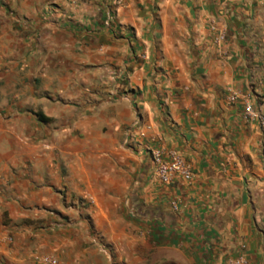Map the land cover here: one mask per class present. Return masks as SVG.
I'll return each instance as SVG.
<instances>
[{
	"label": "crops",
	"instance_id": "1",
	"mask_svg": "<svg viewBox=\"0 0 264 264\" xmlns=\"http://www.w3.org/2000/svg\"><path fill=\"white\" fill-rule=\"evenodd\" d=\"M123 1L0 0V264H33L23 221L102 168L140 177L142 264H264V123L243 111L264 122V0ZM152 151L192 181L160 184Z\"/></svg>",
	"mask_w": 264,
	"mask_h": 264
},
{
	"label": "rangeland",
	"instance_id": "2",
	"mask_svg": "<svg viewBox=\"0 0 264 264\" xmlns=\"http://www.w3.org/2000/svg\"><path fill=\"white\" fill-rule=\"evenodd\" d=\"M102 171L106 182L100 188L90 183L80 191L54 189L57 205L34 208V217L21 224L32 233L31 252L24 263L79 264L89 253H95L103 264H142L153 257L146 249L157 243L147 240L151 236L148 225L126 203L140 177Z\"/></svg>",
	"mask_w": 264,
	"mask_h": 264
},
{
	"label": "built area",
	"instance_id": "3",
	"mask_svg": "<svg viewBox=\"0 0 264 264\" xmlns=\"http://www.w3.org/2000/svg\"><path fill=\"white\" fill-rule=\"evenodd\" d=\"M117 7H120L122 0H115ZM225 36L218 35L217 42L224 43ZM244 115L248 120L263 124L261 121V115L259 111L254 110L251 104H245ZM264 129V125H262ZM151 161L153 165V174L156 180L163 185H169L173 181L179 179L183 182L192 181L193 174L189 165L176 153H169L166 159L160 154V152L152 151L150 153ZM262 162L264 167V148L262 150Z\"/></svg>",
	"mask_w": 264,
	"mask_h": 264
},
{
	"label": "trees",
	"instance_id": "4",
	"mask_svg": "<svg viewBox=\"0 0 264 264\" xmlns=\"http://www.w3.org/2000/svg\"><path fill=\"white\" fill-rule=\"evenodd\" d=\"M38 117H39V119H40L41 121H43V122L46 121L45 118H43L42 116L38 115Z\"/></svg>",
	"mask_w": 264,
	"mask_h": 264
}]
</instances>
